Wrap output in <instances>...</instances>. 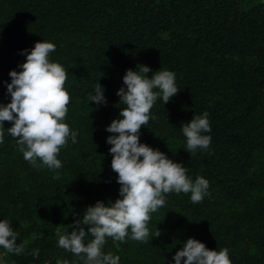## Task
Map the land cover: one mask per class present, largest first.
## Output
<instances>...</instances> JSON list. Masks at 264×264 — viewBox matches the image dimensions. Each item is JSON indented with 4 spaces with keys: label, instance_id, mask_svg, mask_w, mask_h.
Returning <instances> with one entry per match:
<instances>
[{
    "label": "trees",
    "instance_id": "trees-1",
    "mask_svg": "<svg viewBox=\"0 0 264 264\" xmlns=\"http://www.w3.org/2000/svg\"><path fill=\"white\" fill-rule=\"evenodd\" d=\"M2 1L24 7L41 37L53 23L78 25L79 36L49 54V61L67 72L64 88L71 100L65 119L75 111L100 112L104 104L89 100L98 84L106 101L115 94L112 81L98 75L100 65L115 74L125 90L123 77L129 69L138 71V65L151 69L149 78L156 71L175 73L179 92L167 104L157 98L150 112L154 119L141 127L140 141L157 135L186 140L183 125L207 112L211 131L202 135L211 136L209 148L188 153L185 147L169 159L182 164L193 182L206 179L207 192L228 217L212 214L207 219L205 195L194 204L191 193L172 192L165 194L164 206L151 213L149 232L158 230L172 238L207 219L209 250L226 248L231 264H264V129L259 109L264 93V0ZM0 60L11 83L10 71H22L19 65L26 56L0 46ZM190 60H203L208 67L188 66ZM118 118L97 120L95 129L87 131L93 137L97 132L109 136L106 128ZM7 139L16 141L11 135ZM14 148L10 146V152ZM110 148L107 144L93 150L92 158H102ZM60 161L57 171L64 179L83 163ZM86 180L87 184L72 180L50 189L35 184V171L25 159L0 168V220L10 223L18 234L17 245H24L21 254L4 255L3 264H52L62 249L57 227L71 232L88 207L121 198L117 173L88 174ZM232 238L241 244L236 252L229 251ZM91 239L89 233L85 243ZM110 239L124 264H153L144 257L139 241L131 239L130 229L124 242ZM36 249L38 258L30 254Z\"/></svg>",
    "mask_w": 264,
    "mask_h": 264
},
{
    "label": "clouds",
    "instance_id": "clouds-1",
    "mask_svg": "<svg viewBox=\"0 0 264 264\" xmlns=\"http://www.w3.org/2000/svg\"><path fill=\"white\" fill-rule=\"evenodd\" d=\"M56 49L51 42H36L30 50H24L26 62L19 67L22 71H10L11 83L7 91L11 102L0 105V143L4 142V122L12 126L6 131L16 140L18 150L23 158L39 168L42 162L50 170L62 168L57 158L69 138L77 143V132L72 131L65 117L71 97L65 90L67 72L58 63L49 61V54ZM151 69L138 65V71L127 70L123 77L125 88L117 91L124 107L118 119L106 128L112 133L107 138L111 145V168L117 173V183L120 185L119 196L114 203L97 201L94 206L86 209L82 220L74 221L71 232L56 229L58 247L69 251L84 260V264H119L120 257L102 251L106 238L124 242L131 231V239L147 242L150 232L147 227L151 213L156 212L165 204V194L191 193V202L200 203L207 193L209 182L203 177H197L195 182L187 176V169L180 163L169 159L163 152L154 150L147 144L140 143V129L149 123L150 112L158 97L167 104L178 92L175 83V73L164 70L156 71L151 78L146 74ZM96 86V94L89 100L97 105L106 104L104 89ZM211 131L208 113L194 116L182 127L186 138L187 152L208 149L211 136L202 135ZM57 174L53 179H59ZM87 226V232L85 231ZM89 242L85 243L88 234ZM17 233L7 220H0V264L7 253L17 255L24 251V245H17ZM157 230L154 236H159ZM26 243V242H25ZM39 256V250L30 253ZM175 264H231L228 250H209L204 243L189 238L183 244L182 250L173 257ZM56 264H68L57 260Z\"/></svg>",
    "mask_w": 264,
    "mask_h": 264
},
{
    "label": "rangeland",
    "instance_id": "rangeland-1",
    "mask_svg": "<svg viewBox=\"0 0 264 264\" xmlns=\"http://www.w3.org/2000/svg\"><path fill=\"white\" fill-rule=\"evenodd\" d=\"M78 25L75 23H53L47 25L46 33L43 37L39 35L35 28V22L29 12L22 6L10 5L0 0V46L10 51H21L26 56L24 50H30L35 46L36 42H51L55 44L56 48H63L68 42L77 38L80 34ZM188 66L208 67V64L203 60H190ZM98 75L102 78H107L115 86V94L106 101L100 112L96 114L91 111H75L69 119H65L72 131L78 133L76 140L77 143L73 144L69 138L67 145L62 148L57 156L59 160L65 159L67 161L76 160L83 161L78 170L70 174L67 179L62 178L59 171L48 169L42 165V162L37 160L41 166L39 168L30 164L35 171V184L42 185L50 189H59L67 181H77L87 184L86 177L88 174L94 176H101L107 172L113 171L111 168L112 155L108 152L102 158H92L93 150L101 148L108 143L106 133L101 134L97 132L96 137L88 133L87 128L95 129L97 120L103 123L108 122L115 116H118L120 111L126 105L119 103L120 97L117 96V91L121 89V83L115 74L105 70L103 65L98 68ZM10 83L7 79L4 67L0 60V105L6 106L11 102V96L7 91V84ZM259 109L263 116V129H264V93L260 96ZM11 122H4V142L0 143V168L5 164H15L23 158V154L18 150L16 141H10L7 136L10 135L6 130L11 127ZM142 144H147L154 150L163 152L168 158L174 157L177 153L184 151L186 147V140L176 141L166 139L161 135H157L149 141H140ZM10 146L15 148L10 152ZM264 156V148L262 150ZM11 160V161H10ZM60 175L59 179H53L57 174ZM114 172V171H113ZM206 218L212 217V214H219L223 218H227L228 214L225 213L219 205L215 202L211 191L205 194L203 202ZM208 219V218H207ZM207 219L199 220L198 227H194L189 232H178L171 235L169 238L166 234L154 236L156 232L149 235L147 242H139V248L143 251L144 257L153 264H159L161 260L169 261L174 260L173 257L177 251L182 250L184 242L189 238L196 239L206 245L207 239ZM264 226V220L261 222ZM241 244L232 238L229 251L236 252ZM102 251L104 254L111 253L114 256H119L117 246L111 241L110 237L106 238V243ZM4 250L0 248V254ZM57 260L67 261L68 264H84V260L77 257L73 253L64 249L59 250L52 258V264H56ZM119 264H124L121 257Z\"/></svg>",
    "mask_w": 264,
    "mask_h": 264
}]
</instances>
